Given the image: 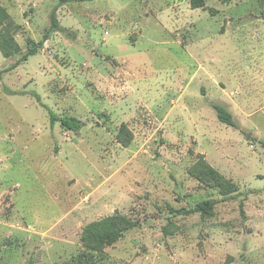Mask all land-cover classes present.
Instances as JSON below:
<instances>
[{"label":"rangeland","instance_id":"obj_1","mask_svg":"<svg viewBox=\"0 0 264 264\" xmlns=\"http://www.w3.org/2000/svg\"><path fill=\"white\" fill-rule=\"evenodd\" d=\"M0 4L19 50L0 52V264H264V141L234 136L208 101L263 64L264 0ZM53 13L63 30L43 41ZM204 151L241 173L224 174L233 198L190 173ZM116 213L133 226L86 247L85 225Z\"/></svg>","mask_w":264,"mask_h":264},{"label":"trees","instance_id":"obj_2","mask_svg":"<svg viewBox=\"0 0 264 264\" xmlns=\"http://www.w3.org/2000/svg\"><path fill=\"white\" fill-rule=\"evenodd\" d=\"M69 0H60L61 3L67 2ZM84 1V0H79ZM192 8H198L204 6V0H190ZM9 14L6 9L0 4V52L4 57H9L11 54L18 52L17 45L15 44L13 35L7 27L9 21ZM54 30L62 31L63 28L59 25L56 20L55 14L51 15V25L46 29L43 36V41L48 38V33ZM43 41L35 44L33 47L26 49V52L18 59L12 67H15L20 62L26 60L30 55L35 54L43 44ZM212 109L215 111L217 119L228 126L237 127L232 114L227 110V108L215 101L209 102ZM51 121H59L61 126L66 130H79L82 126L81 121L74 117H62L58 118L54 114H50ZM126 128L124 125L120 127L119 135H125ZM131 141V135L127 140H123V144H128ZM190 173L196 177L199 181L207 184H211L217 188L219 194L222 196H229L233 198L239 191L238 185L226 178L218 170L210 166L204 160H198L189 169ZM241 203V202H240ZM243 204H240L241 212ZM170 213L177 212L171 207H168ZM133 226V223L129 218L122 214H113L106 216L102 219L92 221L85 225L81 233L82 243L93 251H101L105 245H110L118 241L124 233ZM233 257H229L224 264H230Z\"/></svg>","mask_w":264,"mask_h":264},{"label":"crops","instance_id":"obj_3","mask_svg":"<svg viewBox=\"0 0 264 264\" xmlns=\"http://www.w3.org/2000/svg\"><path fill=\"white\" fill-rule=\"evenodd\" d=\"M18 65H16L15 67L11 66L12 68L11 70L15 69ZM261 66H264V62L263 64L261 63L256 64L253 69L247 67L248 69L252 70V72L248 76H244L245 74L243 71L241 77H237L235 79L234 85L235 87L237 86V89H235L234 91L228 93L226 92L224 87H221V93L223 97L222 100H220L219 98L218 100L214 98L208 99V101L210 100V101L219 102L227 108V110L232 114L233 119L237 124V127H232L234 129V131H232V134H234V136H237L239 139H243L244 137L248 142H251V140L255 138L258 141H264V133L259 122L251 123L250 121V119H254L255 115H257L258 118H262L263 122L261 123H264V105H262L264 104V70L262 71ZM229 85H230L229 87H231L233 84L230 83ZM251 85H255V87L258 86L260 87L259 92L257 91V89L254 88L256 92H258V95L260 96L257 102L254 100L252 101L250 99L251 97H249V94L251 93V88H253L251 87ZM234 93H237V96L231 97ZM237 116L243 117L244 123L239 121L237 119ZM211 121L215 123L214 119ZM215 125L220 127V125L217 123H215ZM244 130H248V131L245 133ZM250 147H252V145H250ZM204 154H205V159L207 160V162H209L207 158V152L204 151ZM223 157H226L228 160L230 159V155H225ZM209 164L212 167H215L217 170L222 168V167L219 168L220 164H215V162L214 163L209 162ZM228 170L230 171L233 170L234 173L229 172ZM219 172L220 173L222 172L223 175L224 174L228 175L234 180L236 179V181L239 180L236 174L241 176V173L239 171H237L236 169L235 170L231 169L229 167L222 168V170H219Z\"/></svg>","mask_w":264,"mask_h":264}]
</instances>
